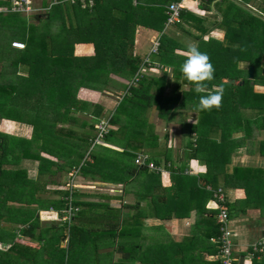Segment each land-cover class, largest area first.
Masks as SVG:
<instances>
[{
    "label": "trees",
    "instance_id": "obj_1",
    "mask_svg": "<svg viewBox=\"0 0 264 264\" xmlns=\"http://www.w3.org/2000/svg\"><path fill=\"white\" fill-rule=\"evenodd\" d=\"M174 1L180 0H43L40 6L46 11L28 17L0 9V121L30 129L29 138L0 134V243L8 245L0 247V264H162L155 259L145 262V209L159 220L187 218L194 210L200 218L195 229L209 232L210 242L215 240L206 250L215 256L219 211H214V218L205 206L220 187L242 188L246 200L264 210V166L232 164L240 149L247 156L264 158V91L255 90L264 88V0H199L208 10L213 4L216 20L210 23L183 9L178 22L170 25L192 35L214 66L208 90L222 87L223 100L219 110L210 112L195 110L202 94L182 78L186 55L177 50L188 49L163 33L167 6ZM4 7H9V0H0ZM138 27L159 33L156 54H134ZM8 29L20 32L24 49L6 43ZM215 29L223 30V40H204ZM78 44H91L93 49L84 52L85 46H77V53L83 54L76 55ZM249 66L254 69L251 80ZM21 68L26 74L19 73ZM158 69L171 70L170 80L166 71L156 75ZM111 75L127 81L114 83L122 95L117 106L105 112L104 104L78 97L82 88L109 93ZM225 79L242 84L220 86ZM152 112L165 125L176 117L186 125L179 150L160 144L148 121ZM191 113L196 114L192 120ZM100 120L118 130L108 129L95 143ZM168 137L167 129L165 142ZM42 152L57 160L42 157ZM140 155L147 157L143 165L135 163ZM20 159L38 162L36 179L27 178L24 169L12 168ZM193 160L203 172L195 173ZM162 165L171 180L166 189L159 182ZM62 171L75 178L122 184L125 191L139 180V200L114 207L108 203L110 196L47 180ZM69 207L71 221L63 219ZM49 210L57 212L60 225H44L39 219L40 211ZM228 228L232 230L229 217ZM154 240L161 241V235L156 233ZM101 248L108 249L103 259ZM155 249L160 257L161 248ZM115 253L122 254L117 261ZM252 264H264V255L256 253Z\"/></svg>",
    "mask_w": 264,
    "mask_h": 264
},
{
    "label": "crops",
    "instance_id": "obj_2",
    "mask_svg": "<svg viewBox=\"0 0 264 264\" xmlns=\"http://www.w3.org/2000/svg\"><path fill=\"white\" fill-rule=\"evenodd\" d=\"M4 1L5 0H1V2H4ZM183 5L185 6L186 11L193 13L197 16L203 17L204 19H207L210 23L213 22V20H216V17L214 16L215 14L213 13V4L209 6L211 10H208L202 7V3L199 0H185L183 2ZM170 27L165 28L163 30V33L171 37L172 39L176 40L179 44H181L183 47H186L187 49L191 45H196V41L194 40L192 35L181 32L175 26L169 29ZM152 33H155L154 35L159 34L158 32L154 30H149L143 27L137 28L136 33H135L134 54L139 55L141 58H143L147 54V53L144 54V52L141 51L140 43L146 40H148V42L150 43L151 38L148 39V37ZM223 36H224L223 30L215 29V30L209 31V33L206 34V36H204V40L214 38L219 41H222ZM77 46H85V49H84L85 52H88V51L90 52L93 49V46L91 44H78L75 47ZM177 51H180L179 54L186 55V52H183V50H177ZM75 54L82 55L83 53H77V51H75ZM110 77L118 78L117 76H114V75H111ZM256 88H260V87H256ZM85 90L89 91L88 89H85ZM78 97L85 99L87 101L93 102V103H98V101H93L92 99L88 97L80 96L79 92H78ZM104 106H105V112L112 109V108L108 109V107L105 104ZM5 121L6 120H2V122H5ZM2 122L0 123V126L2 127L0 132L5 131L4 133L6 134H12V132L16 130L15 125L21 124V123L14 122L15 125L12 126V131H11L10 127H7V126L5 127ZM12 135H15V134H12ZM110 147L114 150L121 151L119 147H113V146H110ZM174 148L175 147H173V149ZM179 149L180 147H177L174 150L177 151ZM238 157H240L239 161L241 162L240 163L241 165H245V166L253 165L254 167L264 166L263 157L247 156V155L238 156ZM191 166L195 169V172L197 169L199 170V169H202L203 167L202 165L199 164L198 161H195V160L192 161ZM161 169H162V172L160 175L159 182H160V186L163 187V189L164 188L166 189L171 186V180H170L168 171L164 170L163 165L161 166ZM164 173L167 174V177L163 176ZM66 181L67 183H63L64 187L66 184H68L69 179L67 178ZM74 181H76V185L79 184V185L88 186L87 184H98L99 186H102L104 189L103 192L105 193H97V195L99 197L103 195L112 197L113 199H108V203L114 207H119L122 204L133 205L135 201L139 200L138 194L140 192L138 190L141 188L140 187L141 182L139 180L132 182V184L130 183L127 189L128 191H125V187L122 184H110V183L105 184V183L99 182L98 179L97 181H92L89 178L83 179L80 177H76ZM74 181H72L73 186H75ZM109 186H113L114 189L113 190L105 189V187L111 188ZM219 189H221L224 194L223 205H226L227 207L231 208V211L228 213H229V224L231 226V229L234 234V239H235L233 255L237 259L236 264H240L239 262L240 258H243L241 264H252V257L256 253H258V252L253 251L252 245L264 239V210H261V208H263L262 207L263 205L257 203L254 200L247 201L245 191L242 188L225 189V188L220 187ZM79 190L93 193L92 191H89V189H85V190L79 189ZM120 196H123L122 197L123 200L118 199V197ZM111 201H113L114 204L110 203ZM141 205L142 207L146 208L145 202H142ZM218 205H219V202L217 201L216 203V200H214L213 198V200L209 199L205 206L206 209L213 210V214L215 213L214 218L216 216V212L214 211H218L217 209ZM145 210H146L145 211L146 218L144 219L143 226L145 227L144 228L145 235L149 237V240H146L145 242H143V245L145 246V248L147 249L148 247V251H146V255H145V262L153 263L154 259H155V262L161 261L162 264H214V262H216V259L214 258V254H212V252L206 251L207 249L211 250L210 248L211 245L209 244H212V242H210V240H207L206 238V235L209 232H203L202 234H200L201 232L195 229V225L197 221H199L200 218L196 216V212L194 210L190 212V215L187 218H182V219L169 218V219H163V220L153 218L152 211L150 209H145ZM133 211L134 210H130L129 212L132 214ZM57 217H58V214H57ZM156 233H159L161 235L162 237L161 241L155 242L154 236ZM193 236L198 239L196 242L195 241L189 242L188 240H186V238H191ZM0 247L2 249H6L8 245L4 243H0ZM157 247L161 248L160 257L156 255L157 251L155 248ZM107 251H108L107 248H101L99 250V253L101 254V257H100L101 259L104 258V252H107ZM258 254L264 255V252L258 253ZM121 256L122 254L115 253L113 255L114 261H117L118 259H120ZM211 257H213V259H211Z\"/></svg>",
    "mask_w": 264,
    "mask_h": 264
},
{
    "label": "rangeland",
    "instance_id": "obj_3",
    "mask_svg": "<svg viewBox=\"0 0 264 264\" xmlns=\"http://www.w3.org/2000/svg\"><path fill=\"white\" fill-rule=\"evenodd\" d=\"M45 1L47 2L48 0H45ZM225 1H227V0H224V2ZM42 2H43V0H33L32 7H34V9L31 10L29 13L43 14L44 11H37L38 10V7H40V5L42 4ZM0 9H2V11H4V12H7V9H5V7L4 8H0ZM29 15H31V14H29ZM24 16H26V14ZM27 17H28V15H27ZM171 28H173V26L170 27L169 29H171ZM9 32H10V30L8 29V33H7L8 36L5 37L4 39H5L6 43H9L12 48H14L12 46V42L13 41H19V42L24 43V45H25V42L22 41L20 32L18 34H13V33H9ZM154 34L155 33L150 34L149 37H148V39L151 38V40H152L154 37H156L157 34L156 35H154ZM215 36H217V35H215ZM151 40H150V43L148 42V40L143 41V42L140 43V45H141V51L144 52V54L149 53L150 48H151ZM24 48H25V46H24ZM76 49H77V47H75V51H76ZM141 51H139V52H141ZM1 66L2 67H5L6 69L8 67L7 63H2ZM240 67L242 69H244V70L246 69V65L245 64H240ZM163 71H166V78H167V80H170V77L172 76L171 70H161V69H158L157 71H154V73L156 75H158V76H162L163 73H164ZM19 73L26 74V70L21 68L19 70ZM109 82H111V83H109V89L107 90V91H109V93L108 92L99 93L97 91H92V90H89L90 91L89 92V91H86L85 89L82 88L80 91H78L79 92V95L80 96H83V97H88V98L92 99L93 101H98V103H101L102 102V103H104L108 107V109L109 108H113L114 106H117L118 105V103L120 102V100L122 98V95L120 94L121 90L118 89L116 86L114 87V85H115L114 83H122V84H125L127 81L124 80V79L116 78L115 77V78H111L109 80ZM170 89L171 88L169 87L165 91V93L167 95H170V92H171ZM256 90L257 91H264V88H256ZM190 117H191L190 120H192V118L196 117V114L191 113L190 114ZM148 121L151 122L152 124H154L155 133L159 137L160 144L165 143L166 144V147L167 148H171V150H172L173 147H175V148L180 147L184 143L185 137L183 136V133H185V129H186L185 126L186 125H183L182 124V122H181V120H180L179 117H176L172 121L168 122L167 125H165L164 124L165 122L163 120L157 118L156 112H152L150 114V116H149V120ZM1 122H2V120L0 121V123ZM2 123H3V125L5 127L6 126L7 127H10V130L11 131H12V126L15 125L14 122L8 121V120H6L5 122H2ZM97 125H98V127H100V126H102V123L99 122ZM104 127H106V126L104 125ZM106 128L112 129L114 131L118 130V126H112V127L111 126H108ZM1 129H2V127L0 126V130ZM15 129L16 130L14 132H12V134L17 135V137H20L21 136V137L29 138V136H30V134H29L30 129H28V126L26 124H24V125H22V124H16L15 125ZM167 129H168V136L169 137H168V140L165 142V140L163 139V134H165L167 132ZM4 132L5 131H1L0 132V134L2 135V137L3 136H7V135H12V134H6ZM174 149L172 151H175ZM238 152H239V154H238L239 156L246 155L244 149H240ZM40 155L42 157H44V158L52 159L53 161H56L57 160L56 158H52V157L48 156L47 154L44 155L43 152ZM8 158L10 159V156ZM253 159H255V158H253ZM239 160H240V157L233 158L234 164L240 163ZM58 162L59 163H63L62 160H61V162H60V160ZM16 163H18V165L17 166H13L12 168L24 169L26 171L27 178H29V179H36L37 170H38V162L37 161L20 159V160H17ZM16 163H10V164H16ZM139 164H141V163H139ZM6 167L7 168H10L11 166L9 165V163H6ZM202 169H199V170L197 169L198 171L196 170L195 173L198 174V173H201V171L203 172L204 171V167H202ZM70 174H71V172H68L67 173L66 171H62V172H59L56 175H54L52 178L51 177H48L47 180L49 181V180L53 179L58 184L59 183L60 184L61 183L62 184L63 183H67L66 179L70 176ZM163 176H166L167 177V174L164 173ZM74 183H75V186L74 187H77L78 189H83V190L89 189V191H92L93 193L94 192L95 193H105V192H103V190H104L103 187L102 186H99L98 184H87L88 186H85V185H79V184L76 185V181H74ZM109 187H111V188H106L105 187V189H112V190L114 189L113 186H109ZM77 188H75V189H77ZM49 190L56 191L57 190V187L50 188ZM110 203L114 204L113 201H111ZM17 207H19V206L17 205ZM38 215H39V219L43 222L44 225L47 224L48 226L49 225L56 226L58 224L60 225V223H61V222H59L60 221L59 220V217H57V212H55V211H52V210L51 211L50 210L49 211H40ZM211 259H213V257H211Z\"/></svg>",
    "mask_w": 264,
    "mask_h": 264
},
{
    "label": "built area",
    "instance_id": "obj_4",
    "mask_svg": "<svg viewBox=\"0 0 264 264\" xmlns=\"http://www.w3.org/2000/svg\"><path fill=\"white\" fill-rule=\"evenodd\" d=\"M70 1L74 2V0H70ZM79 1H83V0H79ZM184 1L185 0H180L179 2H172L167 6V11H166L167 19L165 23L166 28L178 22L181 11L185 9V6L183 5ZM32 2L33 0H9V7L5 9H7V11H10V12L20 13L23 15L26 14V16L27 15L29 16V14H31L29 12L34 9V7H32ZM37 11H46V9L40 6L38 7ZM159 45H160V36L158 34L156 35V37H154L151 40V48L148 54H156ZM12 46L16 49H23L25 45L22 42L13 41ZM145 62L147 63L148 66H151V64H153L149 62L148 58L145 59ZM142 67L141 68L144 69V65H142ZM100 123H102V126L98 127V125H96V128L98 129L99 133H98L97 139H95V143H99L101 141L102 136L106 134L108 130V128L106 127H108L109 125L106 121L101 120ZM104 125L106 127H104ZM146 158H147L146 156L140 155L136 158L135 163H137L138 165H143ZM148 167L150 169L154 168L151 162L148 164ZM74 178H75V174L71 172L70 176L68 177L69 179V182L67 184L68 186L73 185L72 181L74 180ZM214 200H216V203L217 201L219 202V205L217 206V209L219 211L217 214V222L221 224V227H220L221 234H220V237L218 238L219 248L214 258L218 260L220 264H235L237 262V259L233 255L235 239H234L233 231L228 228L229 214L226 208L223 207L222 205L224 202V194L221 189H218L217 192L214 194ZM73 215L74 214H72V208L69 207L66 210V213L63 219L71 221ZM211 241L215 242L213 238L211 239ZM252 249L254 252L263 253L264 252V239L261 240L260 242L253 244Z\"/></svg>",
    "mask_w": 264,
    "mask_h": 264
},
{
    "label": "clouds",
    "instance_id": "obj_5",
    "mask_svg": "<svg viewBox=\"0 0 264 264\" xmlns=\"http://www.w3.org/2000/svg\"><path fill=\"white\" fill-rule=\"evenodd\" d=\"M183 80L193 87L199 96L195 106L196 111L219 110L222 107L223 88L218 87L215 92L208 90V84L214 79L215 69L207 53L201 52L196 45L189 46L186 58L181 65Z\"/></svg>",
    "mask_w": 264,
    "mask_h": 264
},
{
    "label": "water",
    "instance_id": "obj_6",
    "mask_svg": "<svg viewBox=\"0 0 264 264\" xmlns=\"http://www.w3.org/2000/svg\"><path fill=\"white\" fill-rule=\"evenodd\" d=\"M253 70H254L253 66L248 67L247 72H248V79L249 80H251L253 78ZM240 84H242V82L239 81L237 83L233 79H225V80L220 81V86H231V85H240ZM242 260H243V258H240V260H239L240 264L242 263Z\"/></svg>",
    "mask_w": 264,
    "mask_h": 264
}]
</instances>
